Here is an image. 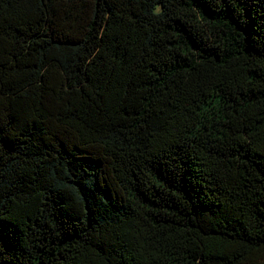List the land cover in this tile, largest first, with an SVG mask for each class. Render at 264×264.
<instances>
[{"label": "trees", "instance_id": "trees-1", "mask_svg": "<svg viewBox=\"0 0 264 264\" xmlns=\"http://www.w3.org/2000/svg\"><path fill=\"white\" fill-rule=\"evenodd\" d=\"M0 264H264V0H0Z\"/></svg>", "mask_w": 264, "mask_h": 264}]
</instances>
